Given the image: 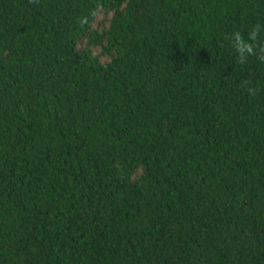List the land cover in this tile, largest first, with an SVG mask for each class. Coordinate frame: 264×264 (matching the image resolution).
I'll return each instance as SVG.
<instances>
[{
	"label": "trees",
	"instance_id": "trees-1",
	"mask_svg": "<svg viewBox=\"0 0 264 264\" xmlns=\"http://www.w3.org/2000/svg\"><path fill=\"white\" fill-rule=\"evenodd\" d=\"M0 264H264V0H0Z\"/></svg>",
	"mask_w": 264,
	"mask_h": 264
},
{
	"label": "clouds",
	"instance_id": "clouds-1",
	"mask_svg": "<svg viewBox=\"0 0 264 264\" xmlns=\"http://www.w3.org/2000/svg\"><path fill=\"white\" fill-rule=\"evenodd\" d=\"M251 36L255 40L256 39V31H253L251 33ZM234 38H235V47L238 48L242 57L245 53L251 54L253 52V46L251 44L245 42L239 34H236L234 36Z\"/></svg>",
	"mask_w": 264,
	"mask_h": 264
},
{
	"label": "rangeland",
	"instance_id": "rangeland-1",
	"mask_svg": "<svg viewBox=\"0 0 264 264\" xmlns=\"http://www.w3.org/2000/svg\"><path fill=\"white\" fill-rule=\"evenodd\" d=\"M109 20H110V16L106 17V16H101L98 19L97 24L95 25V28L102 30L103 28L107 27L109 24Z\"/></svg>",
	"mask_w": 264,
	"mask_h": 264
}]
</instances>
